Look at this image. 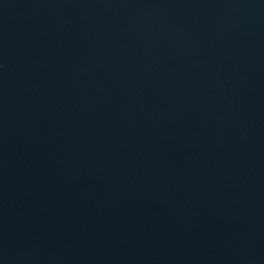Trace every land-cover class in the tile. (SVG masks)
Listing matches in <instances>:
<instances>
[{
    "label": "water",
    "instance_id": "water-1",
    "mask_svg": "<svg viewBox=\"0 0 264 264\" xmlns=\"http://www.w3.org/2000/svg\"><path fill=\"white\" fill-rule=\"evenodd\" d=\"M0 264H264V0H0Z\"/></svg>",
    "mask_w": 264,
    "mask_h": 264
}]
</instances>
